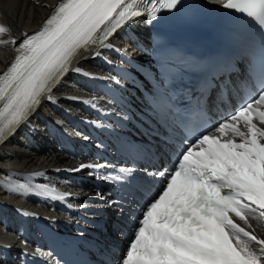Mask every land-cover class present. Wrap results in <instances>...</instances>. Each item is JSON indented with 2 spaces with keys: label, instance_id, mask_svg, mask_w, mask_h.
<instances>
[{
  "label": "snow or ice",
  "instance_id": "snow-or-ice-1",
  "mask_svg": "<svg viewBox=\"0 0 264 264\" xmlns=\"http://www.w3.org/2000/svg\"><path fill=\"white\" fill-rule=\"evenodd\" d=\"M147 2L151 8L146 0H61L39 31L25 34L0 74V141L53 100L81 49L110 47L118 28L145 12L154 20L180 0ZM217 3L251 18L264 41V0ZM8 31L0 26V35ZM87 167L100 165H80ZM147 175L160 187L135 217L119 264H264V238L250 223L264 222V90L190 141L171 168Z\"/></svg>",
  "mask_w": 264,
  "mask_h": 264
},
{
  "label": "bare ground",
  "instance_id": "bare-ground-1",
  "mask_svg": "<svg viewBox=\"0 0 264 264\" xmlns=\"http://www.w3.org/2000/svg\"><path fill=\"white\" fill-rule=\"evenodd\" d=\"M58 1L0 0V26L9 29L7 33L0 35V40L4 41L0 43V71L14 55L15 43L13 44L12 41L18 40L25 32L39 27ZM131 28L135 30L137 26ZM128 37L126 32L114 38L113 43L127 42ZM95 52L96 49L87 47L79 53L72 68L53 90V100L44 99L28 124L23 125V127L30 126L28 128L32 134L30 143H25L22 134L17 133L0 152L2 202H12L39 213H48L52 218L59 214L53 211V200L64 195L56 188L53 189L54 176L53 178L51 176L57 174L52 168L68 165L73 161L79 163L78 156L69 151V146L82 136L73 117L87 113L88 106L100 95L85 73L103 71L102 66L91 58ZM77 67L81 72L75 71ZM32 141L38 145V148L30 152L29 149L33 148ZM33 151L38 153V159L32 155ZM78 152L81 153L79 149ZM25 189L35 195L23 191ZM68 189L66 187V190ZM0 213V250L5 253V256L1 257L0 264H23V255L36 249L35 227L30 220L7 211L3 205H0ZM6 218L18 220L19 223L28 222L27 228H30V232L26 233L24 240L17 239L16 233L10 234L6 226L7 222L5 223ZM256 226L257 231L264 232V226L258 222ZM5 243L10 244L5 245Z\"/></svg>",
  "mask_w": 264,
  "mask_h": 264
},
{
  "label": "rangeland",
  "instance_id": "rangeland-1",
  "mask_svg": "<svg viewBox=\"0 0 264 264\" xmlns=\"http://www.w3.org/2000/svg\"><path fill=\"white\" fill-rule=\"evenodd\" d=\"M32 142H33V143H32L33 148H30V149H29L30 152H31L34 148H38V145H37V144H34V141H32ZM37 154H38V153H36V151H33V152H32V155H33L34 157H36V159H38V157H39V155H37ZM55 178H56V177H55ZM57 185H58V188H59V189H65V187L63 188V186H62L61 184L58 183ZM55 186H56V185L54 184L53 187L56 188ZM1 190L3 191V189H1ZM23 191L32 194V192H29L28 189H25V190H23ZM32 195H35V194L33 193ZM32 206H35V204H32ZM9 221H11V220H9ZM27 223H28V222H27ZM27 223H23V224H26V226H28ZM31 227H32V226H31ZM7 228L9 229V228H11V227H8V226H7ZM12 233H13V232H12Z\"/></svg>",
  "mask_w": 264,
  "mask_h": 264
}]
</instances>
